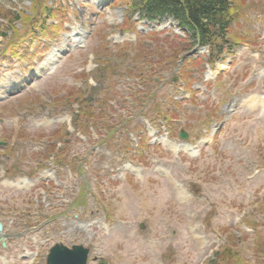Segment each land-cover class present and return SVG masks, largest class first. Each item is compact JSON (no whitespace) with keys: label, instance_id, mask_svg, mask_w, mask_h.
Here are the masks:
<instances>
[{"label":"rangeland","instance_id":"obj_1","mask_svg":"<svg viewBox=\"0 0 264 264\" xmlns=\"http://www.w3.org/2000/svg\"><path fill=\"white\" fill-rule=\"evenodd\" d=\"M241 1L229 36L249 45L212 73L166 65L145 87L140 73L153 74L128 58L175 49L169 32L186 35L170 19L139 22L134 43L114 0H52L62 14L55 38L57 29L42 35L25 22L44 0H0V264H45L57 244L87 249V264H221L214 255L225 247L236 258L222 264H264V0ZM12 16L21 23L7 24ZM18 24H27L19 56H2ZM153 31L165 35L139 39ZM161 83L154 102L142 97ZM155 103L175 116L162 121ZM129 117L110 138L94 130ZM60 129L67 135L50 138Z\"/></svg>","mask_w":264,"mask_h":264},{"label":"trees","instance_id":"obj_2","mask_svg":"<svg viewBox=\"0 0 264 264\" xmlns=\"http://www.w3.org/2000/svg\"><path fill=\"white\" fill-rule=\"evenodd\" d=\"M229 1L230 0H132L130 3H127L126 7L128 9L142 14L149 20L163 16L173 18L178 24V27L180 29H185V31L189 34L188 39L191 41L190 44L185 41H177L178 46L175 49L169 48L168 53L163 52L162 48H152L151 46H148V50L146 51L150 52H144V50L139 51L140 54L145 56V61L142 57L137 55H132V57L128 58L127 54L126 58L130 59V62L133 65L131 70H133L135 66H139L141 64L144 69H148L145 72L148 74L146 77H149V75H154L155 72L160 71L163 67H166V65L174 67L180 56L184 52L189 51L195 45L208 47L209 56L207 61L209 65L212 66L214 62L221 60L224 52L228 51L232 46L239 45L242 41L240 38L230 37L229 34L230 26L234 25V23L236 24L237 20L241 17L245 3L241 0ZM47 9L49 14H51L50 8ZM16 20H18V17L14 16L13 19L8 20V22L12 23ZM125 29H128L125 30V32H133L132 26L125 25ZM0 36L4 37L3 34ZM149 37L153 39L155 37L157 38V35L151 34ZM223 44L229 45L224 47ZM9 46L11 48L9 47L10 50L8 49V51L16 54V48L13 43ZM127 48H130L129 45H125V49ZM140 58L142 61L141 63L138 62V59ZM145 63H147V66ZM155 65L162 66L152 70V67ZM185 69L186 68L184 67L182 73ZM140 74L143 76V72ZM128 75L129 77H133V73L129 72ZM141 76V82L152 83V79H149L150 77L146 82V80H144ZM187 77L188 75L184 76L183 79L187 80ZM188 88L189 84L186 83V89ZM81 105H83V103H81ZM153 108L163 119H167L166 114L162 113L156 104H154ZM80 114L82 117L85 116V119H92L91 115L87 114V112H83V108ZM172 116H174V114H172ZM58 135H60V133H54L53 136ZM219 253L215 254V258H217L221 264L225 262L224 258L228 259L230 256L236 258V255L227 250L226 247L221 249ZM212 263L215 264V262Z\"/></svg>","mask_w":264,"mask_h":264},{"label":"water","instance_id":"obj_3","mask_svg":"<svg viewBox=\"0 0 264 264\" xmlns=\"http://www.w3.org/2000/svg\"><path fill=\"white\" fill-rule=\"evenodd\" d=\"M181 138H185L180 134ZM2 227L0 225V238ZM88 251L80 246H73L71 249H67L61 245H55L50 249L46 258V264H86Z\"/></svg>","mask_w":264,"mask_h":264},{"label":"bare ground","instance_id":"obj_4","mask_svg":"<svg viewBox=\"0 0 264 264\" xmlns=\"http://www.w3.org/2000/svg\"><path fill=\"white\" fill-rule=\"evenodd\" d=\"M263 105H264V99H263V101L261 102ZM185 150V148L184 147H182V148H180V147H178V148H173V151L175 152V153H177L179 150ZM187 151V150H186ZM125 169H127V170H129V171H131V168L130 167H125Z\"/></svg>","mask_w":264,"mask_h":264}]
</instances>
